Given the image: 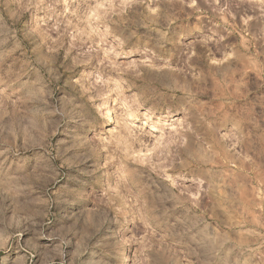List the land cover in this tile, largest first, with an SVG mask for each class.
I'll use <instances>...</instances> for the list:
<instances>
[{
	"label": "rangeland",
	"instance_id": "obj_1",
	"mask_svg": "<svg viewBox=\"0 0 264 264\" xmlns=\"http://www.w3.org/2000/svg\"><path fill=\"white\" fill-rule=\"evenodd\" d=\"M0 264H264V0H0Z\"/></svg>",
	"mask_w": 264,
	"mask_h": 264
},
{
	"label": "bare ground",
	"instance_id": "obj_2",
	"mask_svg": "<svg viewBox=\"0 0 264 264\" xmlns=\"http://www.w3.org/2000/svg\"><path fill=\"white\" fill-rule=\"evenodd\" d=\"M107 103V102H106ZM105 105V104H104ZM106 106V105H105ZM104 106V113L101 115L102 116V123L105 124L107 123L111 118H112V115L110 114V110L108 109V105L105 107ZM126 255V254H125Z\"/></svg>",
	"mask_w": 264,
	"mask_h": 264
}]
</instances>
